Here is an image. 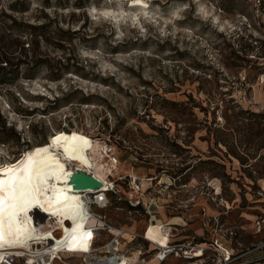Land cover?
<instances>
[{
    "label": "rangeland",
    "instance_id": "374dc122",
    "mask_svg": "<svg viewBox=\"0 0 264 264\" xmlns=\"http://www.w3.org/2000/svg\"><path fill=\"white\" fill-rule=\"evenodd\" d=\"M199 1L148 0L149 17L131 20L136 9L125 0H0V179L6 162L57 131L111 150L118 161L105 158L98 174L115 193L106 208L88 210L91 228L110 229L95 231L92 255L105 253L115 230L127 233L119 252L145 230L164 244L148 232L177 217L170 203L187 206L185 234L195 241L205 229L233 231L244 247L264 239L242 215L248 187L264 179V88L252 60L264 47L250 42L261 36L245 23L244 0ZM219 186L237 207L205 228L199 211L216 216ZM131 199L156 204V217L129 210ZM138 243L148 250L141 239L128 247ZM142 250L128 262L142 261ZM50 264L84 257L59 253Z\"/></svg>",
    "mask_w": 264,
    "mask_h": 264
},
{
    "label": "bare ground",
    "instance_id": "6f19581e",
    "mask_svg": "<svg viewBox=\"0 0 264 264\" xmlns=\"http://www.w3.org/2000/svg\"><path fill=\"white\" fill-rule=\"evenodd\" d=\"M125 1L136 9L131 20L149 17L145 15L147 1ZM199 11L205 12L202 4ZM100 144L91 137L79 138L57 131L45 143L5 163L6 176L0 179V264H18V259L25 255H29L28 263L50 264L54 256L63 255L62 249L85 253L84 264H131L118 251L120 240L127 235L122 230H115L114 241L104 246L105 253L92 255L96 229L89 226L93 219L84 201L89 199V194L113 187L98 174L100 164L109 157L102 152L104 147ZM73 166L75 172L88 173L98 179L101 188L76 190L70 182L75 173ZM33 213L40 218L39 222H35ZM152 232L148 233H156L159 240H166L159 227ZM138 255H134L135 260ZM136 264L158 263L150 260Z\"/></svg>",
    "mask_w": 264,
    "mask_h": 264
},
{
    "label": "built area",
    "instance_id": "2783aa9c",
    "mask_svg": "<svg viewBox=\"0 0 264 264\" xmlns=\"http://www.w3.org/2000/svg\"><path fill=\"white\" fill-rule=\"evenodd\" d=\"M148 1V0H145ZM244 3L250 13L249 21H245L249 29H252L255 32L260 34L261 38H253L250 42H252L255 46L259 44V46L264 47V0H244ZM243 18H246L243 16ZM236 30V29H235ZM234 30V31H235ZM260 60L259 66V74L257 75L256 84H260V86H264V53H257L252 56V60ZM262 110H264V106H262ZM107 149V147H104ZM104 154H107L108 161L111 164H115L117 160L116 157H112L111 150L103 151ZM88 174V173H87ZM90 175V174H88ZM126 179V178H124ZM124 179L117 180L123 181ZM151 179L147 182H152L154 178H147ZM115 182H113L114 184ZM175 184H170V186H174ZM130 187V182H129ZM113 187H109L106 191H100L94 194H89V199L85 200L84 203L87 206V209L90 210L91 205L97 207L98 209H104L107 207L108 199L107 194L115 193ZM215 210H217V214L213 218H209L206 216V208L203 207L199 211V219L200 222L203 223L205 228L209 225L212 220H215V223H218L221 216L228 215L230 211L229 201H225L221 196V188L220 186L215 187ZM141 191V190H140ZM254 198H259L264 202V188L258 189L254 191L253 194ZM128 201V208L132 212H135L139 215H143L146 213L148 215V222H150L151 215L156 217L157 212L154 209L157 208L156 204L148 203L145 205L142 200H127ZM231 204V203H230ZM104 206V207H102ZM169 208L167 207V213L169 216H173L172 214H176V216L181 217L182 219H186L185 212H187V206H172L171 203L169 204ZM177 209V210H176ZM33 217L35 222H39L40 218L35 217L33 213ZM160 219V218H158ZM255 227L257 232H261L264 230V218H259L255 221ZM106 226V225H105ZM96 231L99 230H106L107 232L110 229V226L105 227H95ZM187 227L185 226H175L169 225L168 222H163L159 226V231L165 237L166 241L164 244H158L157 242L150 240V238L146 237L147 231H143V233H133L132 241L124 247V251L119 253H123L127 257L133 255V250L135 248H139L142 250L141 245L138 243L134 246L128 247L131 243H133L137 239H141L142 241L148 244V250H142V261L146 260H155L158 264H165L169 260H177L181 264H259L261 259H253L252 254L255 251L264 249V242H260L255 246L251 247H244L243 244L236 242L235 244L232 243V238L236 236L235 232L229 231L228 235L222 233V231H218V229H214L208 231L205 229L206 235L205 238H202L200 241H195L196 236H188L186 233ZM213 231V232H212ZM57 236V235H56ZM111 236V235H110ZM148 239V240H146ZM114 241V238H111L105 243V246ZM126 240H123L122 243L124 244ZM63 254L69 255H79L83 256L85 253H80L76 251H69L67 249H62ZM87 252L86 254H88ZM148 255L147 257H145ZM29 255H25L20 257L19 263L20 264H37L36 261L32 263H28V259H26ZM56 258L54 260H58ZM60 260V259H59ZM18 263V264H19ZM5 264V263H3Z\"/></svg>",
    "mask_w": 264,
    "mask_h": 264
},
{
    "label": "crops",
    "instance_id": "0c3cea01",
    "mask_svg": "<svg viewBox=\"0 0 264 264\" xmlns=\"http://www.w3.org/2000/svg\"><path fill=\"white\" fill-rule=\"evenodd\" d=\"M262 88H264V86H262ZM261 156L264 157V153H260L259 157H261ZM118 172H119V170H118ZM261 182H262V184L257 183L256 186L253 188H252V185H250L248 187L249 193H247L248 198H246V201H247V203H249V205H247L246 210H248L249 212L248 213L247 212L242 213V215L245 217L246 221L250 223V224H248V226L250 227L249 229H254V232H249V234L251 233L250 235H252V236H259V235L262 236V233H264V230H262L260 233L257 232L256 227L254 225L256 220H258L259 218H264V202H262V200L259 198L253 197L255 190L264 188V179H262ZM230 203H229L230 210H232L233 209L232 207L235 206L236 200H233ZM235 207H237V206H235ZM164 221L168 222V224H170V225L185 226V227L188 226L187 221L185 222V220L179 216H177L175 218L174 217H170V218L164 217L163 222ZM198 235H201V234H198ZM262 238H264V237H262ZM262 240H264V239H261L260 241L264 242ZM163 241H166V240H163ZM255 245L251 244L249 247L252 248V246H255ZM251 258L261 259L259 264H264V249L255 251L252 254ZM174 261L177 262V260H174Z\"/></svg>",
    "mask_w": 264,
    "mask_h": 264
},
{
    "label": "water",
    "instance_id": "95a60500",
    "mask_svg": "<svg viewBox=\"0 0 264 264\" xmlns=\"http://www.w3.org/2000/svg\"><path fill=\"white\" fill-rule=\"evenodd\" d=\"M76 190H89L101 188V182L92 175L84 172H75L70 179Z\"/></svg>",
    "mask_w": 264,
    "mask_h": 264
}]
</instances>
